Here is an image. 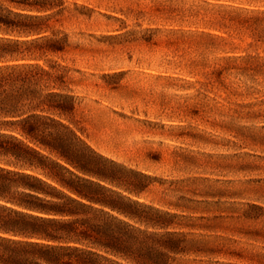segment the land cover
I'll return each mask as SVG.
<instances>
[{
	"label": "rangeland",
	"instance_id": "374dc122",
	"mask_svg": "<svg viewBox=\"0 0 264 264\" xmlns=\"http://www.w3.org/2000/svg\"><path fill=\"white\" fill-rule=\"evenodd\" d=\"M39 1L64 48L37 64L72 106L52 116L101 183L179 217L171 264H264V0Z\"/></svg>",
	"mask_w": 264,
	"mask_h": 264
},
{
	"label": "trees",
	"instance_id": "16d2710c",
	"mask_svg": "<svg viewBox=\"0 0 264 264\" xmlns=\"http://www.w3.org/2000/svg\"><path fill=\"white\" fill-rule=\"evenodd\" d=\"M52 8L0 0V264H171L188 250L179 217L105 187L107 161L52 116L72 107L37 64L64 48L44 35Z\"/></svg>",
	"mask_w": 264,
	"mask_h": 264
}]
</instances>
